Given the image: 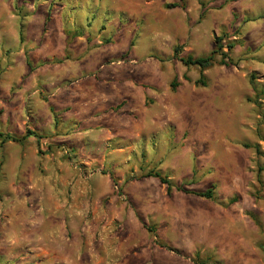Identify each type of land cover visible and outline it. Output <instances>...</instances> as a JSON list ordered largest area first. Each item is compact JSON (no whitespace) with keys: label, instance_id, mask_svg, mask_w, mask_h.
<instances>
[{"label":"rangeland","instance_id":"1","mask_svg":"<svg viewBox=\"0 0 264 264\" xmlns=\"http://www.w3.org/2000/svg\"><path fill=\"white\" fill-rule=\"evenodd\" d=\"M212 52L202 71L179 60ZM50 119L99 143L52 167L17 134L43 143ZM53 168L87 180L63 203L94 225L85 262L264 264V0H0V264H49L20 253L15 212L20 191L53 203Z\"/></svg>","mask_w":264,"mask_h":264},{"label":"crops","instance_id":"2","mask_svg":"<svg viewBox=\"0 0 264 264\" xmlns=\"http://www.w3.org/2000/svg\"><path fill=\"white\" fill-rule=\"evenodd\" d=\"M58 34H60L61 40H64L65 34L63 32H58L57 35ZM77 38H83V35L77 36ZM76 68L73 66V74H69V76L74 77L79 74ZM61 76L62 78L60 80L65 81L64 77L66 78V75L62 74ZM75 88L78 89L80 87L79 85H76ZM81 96L84 95L81 93ZM83 117L84 115L80 116L78 122H80V120L84 122L85 120ZM99 118L100 119L98 121H93L94 124L97 125L107 122L105 120H101L102 117ZM78 122L76 121V123ZM51 125L52 120L50 119L48 126L46 127L47 129H45V133H48V136L44 138L43 143L42 141L38 142L33 135H26L24 128L20 127L17 133L20 138L18 144L24 149V151H28L27 153L33 155V157L36 156L35 153L37 152L38 144L40 149L45 147L49 151L48 154H45L46 163H52V167L57 166L59 170H62L63 168L61 163H63L64 159L60 157V153L63 148L69 147L73 149L74 147L80 146L83 142L84 145L99 143L98 141H92V137L87 138L85 136L86 131L65 132L63 129L60 130L56 123H54L55 126L53 129L50 128ZM10 134L11 133H9V135ZM96 135L101 137L103 140L107 139V136H103L100 132L96 133ZM25 154L26 152H24L23 155ZM81 159L85 160L84 158ZM53 171L54 172L49 176L51 199L53 201L51 205L44 209L40 207L38 210L36 208H27L26 206H23V202L26 198H28L29 201L34 199L35 195L32 193H24L23 191L19 192V205L17 206L15 213L18 215V219L20 221V229L28 230V237L19 240L18 249H20V253H23V256H25L24 258H30L33 261H42L49 264H97L94 260L98 259V256H93L90 262L82 260V254H84L82 252L83 241L76 236L80 229L85 231L88 229L89 225L92 227L94 225L92 222L84 220L83 208H74L73 204L68 206L63 204L66 199L64 196L65 187L69 184L72 185L73 189L71 197L74 198L79 188L82 187L83 191H85V183H87V180L85 177L80 176L76 172L72 173L70 176H66L61 173L62 171L59 175L58 171L55 172L54 168ZM42 211H44L43 214ZM38 229L41 232L47 230V234L50 233V236L43 239L44 244H38ZM68 231H70L74 236L69 237ZM47 234L44 235L47 236ZM83 251H85V249H83ZM118 251L119 249L116 247L115 252ZM114 257L116 260H114L112 264H123L119 253Z\"/></svg>","mask_w":264,"mask_h":264},{"label":"trees","instance_id":"3","mask_svg":"<svg viewBox=\"0 0 264 264\" xmlns=\"http://www.w3.org/2000/svg\"><path fill=\"white\" fill-rule=\"evenodd\" d=\"M172 7H176V5H171ZM220 38L216 39V42H220ZM221 49V45L219 46ZM228 47H232L231 45H228ZM176 52V51H175ZM184 65L188 66V65H196L199 67V69L202 71L204 69H206L207 67H209L212 62H213V52L205 57H197V58H193L191 56H187L186 58H180L179 59ZM27 62H29V59H27ZM250 83L253 85V78L251 77ZM175 85V84H174ZM32 132L28 131V135H32ZM4 139L6 140H17L14 137L7 135L6 137H4ZM144 177H154L157 178L160 183L162 184H166V190L169 193L170 189H171V185H170V181L167 179V177L163 176L160 172H154V171H149L148 173H146V175H144ZM176 189L178 191H182L188 194H192L198 197H203L206 199H212L213 198V191L212 188H208L205 191L199 192V191H188L185 190L182 186H178L176 187Z\"/></svg>","mask_w":264,"mask_h":264}]
</instances>
